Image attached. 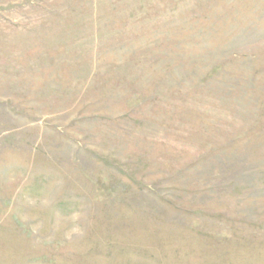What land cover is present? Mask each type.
<instances>
[{
  "label": "rangeland",
  "instance_id": "374dc122",
  "mask_svg": "<svg viewBox=\"0 0 264 264\" xmlns=\"http://www.w3.org/2000/svg\"><path fill=\"white\" fill-rule=\"evenodd\" d=\"M0 264H264V0H0Z\"/></svg>",
  "mask_w": 264,
  "mask_h": 264
}]
</instances>
